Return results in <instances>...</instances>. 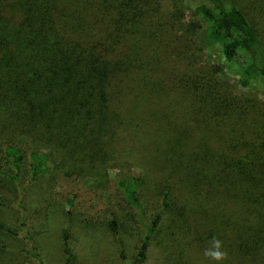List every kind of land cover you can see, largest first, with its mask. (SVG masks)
Listing matches in <instances>:
<instances>
[{"label":"rangeland","instance_id":"rangeland-1","mask_svg":"<svg viewBox=\"0 0 264 264\" xmlns=\"http://www.w3.org/2000/svg\"><path fill=\"white\" fill-rule=\"evenodd\" d=\"M106 1V15L93 18V32H112L128 63L109 89V131L86 154L75 148L76 132L63 144L0 127V224L13 231L0 230V264H38V258L65 264L68 255V264H126L156 215L140 264H213L203 250L218 237L222 217L201 184L191 183L199 176L185 172L180 157L206 150L229 156L228 140L234 146L232 139L253 132L248 127L264 112V90L237 76L206 42L190 0ZM80 121L81 133L96 131L84 115ZM10 140L25 153L18 170L4 155ZM29 148L46 156L45 171L35 178ZM119 181L136 191L139 206ZM232 225L230 219L218 237L228 254L223 264H260L259 253L239 259V232Z\"/></svg>","mask_w":264,"mask_h":264},{"label":"trees","instance_id":"trees-1","mask_svg":"<svg viewBox=\"0 0 264 264\" xmlns=\"http://www.w3.org/2000/svg\"><path fill=\"white\" fill-rule=\"evenodd\" d=\"M190 3L195 23L204 27L206 42L220 50L237 76L264 90V25L259 15L263 5L259 0ZM107 9L106 0H0L1 128L63 144L76 132L75 148L86 154L93 151L113 121L109 89L128 65L115 48L112 32L106 37L93 32V18L105 17ZM83 115L96 124V131L81 133ZM248 129L253 132L232 139L234 146L228 140L229 156L215 157L208 150L187 152L179 163L185 172L197 173L200 178L192 177L191 183H200L206 198L215 203L216 214L222 217L218 237L222 238L223 226L229 227L232 219L239 232V259L259 253L264 264V112ZM26 151L35 178L45 171L46 156L33 148ZM4 155L16 170L25 159L22 148L11 140L5 144ZM93 155L106 158L100 151ZM118 184L139 206L136 191H129L124 181ZM161 196L165 208L168 193ZM159 220L156 215L136 258L126 264H140L147 258L150 233ZM0 230L13 233L2 224ZM69 262L70 255L65 264ZM38 264H43L39 258Z\"/></svg>","mask_w":264,"mask_h":264},{"label":"clouds","instance_id":"clouds-1","mask_svg":"<svg viewBox=\"0 0 264 264\" xmlns=\"http://www.w3.org/2000/svg\"><path fill=\"white\" fill-rule=\"evenodd\" d=\"M227 255L223 247V241L218 237L211 238L203 250L205 259L212 261L213 264H223V261L227 259Z\"/></svg>","mask_w":264,"mask_h":264}]
</instances>
